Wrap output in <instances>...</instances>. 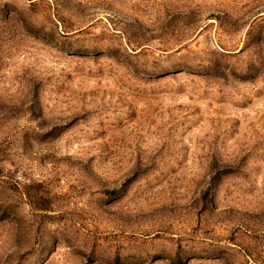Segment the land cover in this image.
Masks as SVG:
<instances>
[{"label":"rangeland","instance_id":"obj_1","mask_svg":"<svg viewBox=\"0 0 264 264\" xmlns=\"http://www.w3.org/2000/svg\"><path fill=\"white\" fill-rule=\"evenodd\" d=\"M0 264H264V0H0Z\"/></svg>","mask_w":264,"mask_h":264}]
</instances>
